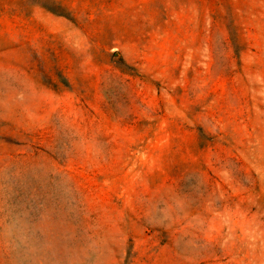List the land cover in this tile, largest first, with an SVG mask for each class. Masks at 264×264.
Masks as SVG:
<instances>
[{
  "label": "rangeland",
  "instance_id": "rangeland-1",
  "mask_svg": "<svg viewBox=\"0 0 264 264\" xmlns=\"http://www.w3.org/2000/svg\"><path fill=\"white\" fill-rule=\"evenodd\" d=\"M0 0V264H264V0Z\"/></svg>",
  "mask_w": 264,
  "mask_h": 264
},
{
  "label": "trees",
  "instance_id": "trees-1",
  "mask_svg": "<svg viewBox=\"0 0 264 264\" xmlns=\"http://www.w3.org/2000/svg\"><path fill=\"white\" fill-rule=\"evenodd\" d=\"M32 3L34 7L41 8L52 14L65 16L69 19H71L74 12L73 10L69 11V7L64 3V0H33Z\"/></svg>",
  "mask_w": 264,
  "mask_h": 264
}]
</instances>
